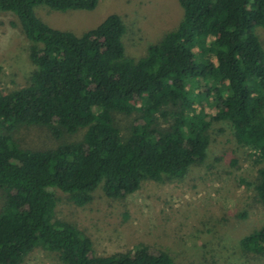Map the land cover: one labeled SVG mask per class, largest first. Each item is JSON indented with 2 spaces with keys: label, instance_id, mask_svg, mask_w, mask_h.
Listing matches in <instances>:
<instances>
[{
  "label": "trees",
  "instance_id": "16d2710c",
  "mask_svg": "<svg viewBox=\"0 0 264 264\" xmlns=\"http://www.w3.org/2000/svg\"><path fill=\"white\" fill-rule=\"evenodd\" d=\"M97 4L0 0V11L16 16L35 66L28 86L0 93V264H24L37 249L68 264H177L145 245L97 256L88 236L56 218L53 190L84 208L99 188L123 199L145 181L183 179L207 160L218 124L230 125L235 144L251 150L264 207V47L256 34L264 29V0H179L178 27L139 60L126 55L119 15L77 36L35 13L38 6L90 12ZM115 114L134 117L126 139ZM34 126L56 139L85 133L45 151L24 149L14 133ZM240 246L264 264V223Z\"/></svg>",
  "mask_w": 264,
  "mask_h": 264
},
{
  "label": "rangeland",
  "instance_id": "374dc122",
  "mask_svg": "<svg viewBox=\"0 0 264 264\" xmlns=\"http://www.w3.org/2000/svg\"><path fill=\"white\" fill-rule=\"evenodd\" d=\"M36 15L53 29L81 36L97 28L110 15H119L127 33L126 55L139 60L152 45L175 30L183 18L179 0H98L93 11L58 12L46 6ZM264 47V29L256 30ZM198 54L202 51L193 48ZM0 93L28 86L35 66L30 43L15 15L0 11ZM115 123L126 139L134 117L115 114ZM84 131L56 139L43 127L22 128L14 133L22 148L45 151L62 142L82 139ZM208 158L180 180L145 181L141 189L123 199L108 198L102 188L93 201L79 208L60 190L56 218L75 225L94 246L97 256L128 253L136 246L165 250L177 264H263L244 254L240 240L264 223V207L258 203L255 184L258 167L251 150L237 146L230 125L213 130ZM5 201L0 189V209ZM245 214L246 217H242ZM67 258L42 249L24 264H68Z\"/></svg>",
  "mask_w": 264,
  "mask_h": 264
}]
</instances>
